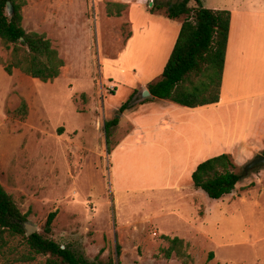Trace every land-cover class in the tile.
<instances>
[{"label":"rangeland","instance_id":"obj_1","mask_svg":"<svg viewBox=\"0 0 264 264\" xmlns=\"http://www.w3.org/2000/svg\"><path fill=\"white\" fill-rule=\"evenodd\" d=\"M107 1L119 2L26 0L22 26L27 31L44 33L64 66L52 82L16 70L15 88L3 106L10 76L0 66L1 185L26 214V220L37 226V232L89 260L96 256L102 261L117 257L121 264H182V259L187 264H227L241 258L252 260L251 246L230 244L247 240L245 232L252 220L248 204L239 206L234 200L227 203L225 198L213 200L199 190L195 219L205 231L194 238L191 249L186 247L187 258L175 253L166 258L163 250L168 243L162 233L171 234L170 230L180 226L168 216L170 210H178L180 202L166 199L160 191L144 190L152 176L147 160L135 159L124 173L121 166L113 171L111 150L130 128L124 117L126 110L121 112L120 106L134 89L132 106L144 88L137 87L140 82L160 77L159 72L134 66L128 56L115 57L116 52L131 35L132 18L140 20L141 14L150 13L166 15L168 4L179 0H149L137 8L126 5L120 15H115L114 6L112 14L107 13ZM239 1L201 0L210 9H228ZM184 17L170 23L176 25ZM0 57L8 58L1 45ZM22 98L26 114L15 111ZM114 117L119 122L106 135L104 123ZM248 161L235 171L244 172ZM184 208L190 216L191 206ZM51 211L56 214L51 231L45 233V220ZM239 211L245 212L246 222ZM116 244L120 247L118 256ZM27 251L21 236L13 237L0 249V264H46L44 255L23 260ZM209 253L213 254L211 259Z\"/></svg>","mask_w":264,"mask_h":264},{"label":"crops","instance_id":"obj_2","mask_svg":"<svg viewBox=\"0 0 264 264\" xmlns=\"http://www.w3.org/2000/svg\"><path fill=\"white\" fill-rule=\"evenodd\" d=\"M148 1L119 0L129 8L141 7ZM227 10L231 13L230 30L218 102L186 107L154 97L141 101L145 97L139 96L124 112L129 130L111 150L115 164L113 171L115 166H121L124 173L135 159L147 160L152 176L146 183L148 189L144 190L160 191L166 199L180 202L178 210L168 213L180 226L162 236L182 239L190 249L194 238L205 231L195 219L200 189L192 185L191 173L196 166L222 153L230 154L235 165L241 166L264 149V0H241ZM141 15L140 20L131 19V25H134L131 35L115 57L128 56L134 66L161 73L181 21L173 25L172 19L164 14ZM16 70L9 75L1 106L15 88L13 76ZM153 81L144 80L137 87L147 89L148 83ZM222 198L227 203L237 201L239 206L248 204L252 219L245 232L247 240L230 244L251 246L253 259L241 258L227 264H264V165L251 170L250 174L245 173L235 188L219 199ZM187 204L191 206L190 216L184 208ZM245 212L239 211L243 219ZM156 233L154 230L153 234Z\"/></svg>","mask_w":264,"mask_h":264},{"label":"trees","instance_id":"obj_3","mask_svg":"<svg viewBox=\"0 0 264 264\" xmlns=\"http://www.w3.org/2000/svg\"><path fill=\"white\" fill-rule=\"evenodd\" d=\"M10 1L13 13L8 14L6 2ZM195 5H189V2ZM153 2V1H152ZM26 0H0V45L8 53L7 59L0 57L4 71L11 75L14 69L22 74L42 82H52L60 75L64 60L44 33L27 31L22 26V9ZM123 2L107 1L106 10L112 14L111 7H116L115 15H120L126 6ZM113 13V14H114ZM185 15L180 23L174 45L163 65L159 79L150 82L147 89L150 98L172 101L186 107L203 106L218 102L226 44L230 30L231 13L227 9H210L202 5L201 0H179L169 3L166 16L176 19ZM22 38V39H20ZM135 97L133 91L120 106L123 112L131 106ZM27 111L25 100L15 111ZM119 119L112 118L104 123L105 133ZM264 154V149L262 150ZM237 166L230 154L222 153L200 162L191 173L192 185L203 191L209 198L219 199L230 193L236 183L245 176L237 172ZM56 211H51L45 220L44 232L51 231V224ZM26 214L21 212L11 194L0 183V249L16 236H21L27 246L23 260H32L35 255L46 256V264H121L112 256L102 261L98 256L94 260L73 251L69 246L34 232L25 235L23 222ZM168 246L163 250L166 258L175 253L179 258H187L186 245L182 239L163 235ZM120 247L115 251L119 255ZM212 253H209L211 259ZM187 260L182 259V264Z\"/></svg>","mask_w":264,"mask_h":264},{"label":"water","instance_id":"obj_4","mask_svg":"<svg viewBox=\"0 0 264 264\" xmlns=\"http://www.w3.org/2000/svg\"><path fill=\"white\" fill-rule=\"evenodd\" d=\"M6 10L8 12L9 15H11L13 13V7L10 3V1L6 2ZM22 39V38H20ZM150 95V92L148 91V89H144L141 93H140V97L144 98L146 96ZM262 165H264V154H257L256 156H254L250 161H248L246 163V165L244 166L243 171L245 173H247L250 170H253L257 167H261ZM23 229L25 231V235L28 236L34 232H37L38 228L36 225H34L33 223H31L29 220H25L23 222Z\"/></svg>","mask_w":264,"mask_h":264}]
</instances>
